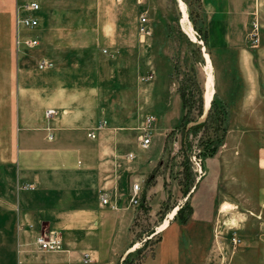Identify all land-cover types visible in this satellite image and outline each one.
<instances>
[{
  "label": "crops",
  "instance_id": "obj_1",
  "mask_svg": "<svg viewBox=\"0 0 264 264\" xmlns=\"http://www.w3.org/2000/svg\"><path fill=\"white\" fill-rule=\"evenodd\" d=\"M16 3L0 0V238L6 241L9 264H83V253L89 255L88 264H122L138 248L139 201L151 206L154 198L166 197L165 191L157 185L142 189L148 158L139 146L138 132L132 146L118 131L122 127L106 123L96 129L100 112L94 79L86 85L69 82L55 61L35 58L29 47L15 46ZM199 3L205 14L207 50L199 120L210 111L213 94L225 113L222 126L229 130L223 149L206 156L204 173L209 179L187 192L184 220L176 214L180 205L175 206L153 227L155 242L138 264H208L215 221L229 204L225 196H216L210 178L216 175L212 162L218 157L225 170L231 164L238 170L250 166V172L247 169L235 181L251 180L252 202L264 222V0ZM179 9L180 25L191 39L192 30ZM5 14L11 17L6 41ZM248 14L258 17L255 45L244 37ZM18 34L34 38L25 28ZM40 59L51 66L39 69ZM212 63L218 65L214 88ZM49 109L53 114L46 117ZM90 131L93 138L87 135ZM135 182L138 201L132 205L129 196ZM38 233L59 236L61 249H37L33 238Z\"/></svg>",
  "mask_w": 264,
  "mask_h": 264
},
{
  "label": "rangeland",
  "instance_id": "obj_2",
  "mask_svg": "<svg viewBox=\"0 0 264 264\" xmlns=\"http://www.w3.org/2000/svg\"><path fill=\"white\" fill-rule=\"evenodd\" d=\"M16 1L18 12L28 1L39 4V10L30 13L37 25L28 29L38 44L29 47L28 53L55 61L62 66L69 82L86 85L94 79L99 88V119L105 120L107 126L122 127L118 131L133 146L142 117L154 116L149 144L143 148L148 168L142 189L157 185L166 197L162 201L151 200L152 207L139 201L135 221L138 248L122 262L138 264L155 242L153 227L171 215L175 206L180 205L178 218L187 214V192L196 182L201 180V187L209 179L204 173L209 163V142L215 151L223 149L222 142L229 130L222 126L225 113L213 94L206 122L196 125L204 119L199 120L201 115L197 111L199 94L203 96L204 53L207 54L203 45L205 14L199 0ZM179 7L192 30L191 39L180 25ZM141 15L146 19L149 35L138 32ZM254 18L258 23L256 15L246 16L247 42ZM2 20L6 41L11 17L5 14ZM6 52L5 47V55ZM215 68L218 65L214 67L212 63L213 88ZM148 74L151 77L142 81ZM222 163L225 162L220 157L212 162L216 175L210 178L216 185V196H225L229 204L225 203L227 208L215 221L208 264H264V222L252 202L253 185L251 180L243 184L235 181L247 169L250 172V166L238 170L231 164L225 170ZM232 235L238 238L234 245ZM7 249L6 241L0 238V264L10 263Z\"/></svg>",
  "mask_w": 264,
  "mask_h": 264
},
{
  "label": "built area",
  "instance_id": "obj_3",
  "mask_svg": "<svg viewBox=\"0 0 264 264\" xmlns=\"http://www.w3.org/2000/svg\"><path fill=\"white\" fill-rule=\"evenodd\" d=\"M39 9V5L35 1H28L24 5H22L20 12H18V9L15 11V17H14V27H15V38H14V43L15 46L18 47L20 45H24L26 47H32L37 44V40L34 38H29V37H21V35L18 34V30L20 28H25V29H31L37 25V19L32 16L30 13L36 12ZM255 16V14L253 15ZM258 23L257 19L254 18L250 22V27L248 31V38L251 42L252 45H255L258 42ZM138 32L142 35H149L150 30L149 27L146 23V19L144 15H141L139 18L138 22ZM105 52V50H103ZM51 66V63L47 60L40 59L37 63V67L39 69L49 67ZM150 74L144 76L141 78L142 81H147L150 78ZM53 114V110L49 109L46 110L44 115L46 117L50 116ZM154 121V116L152 114H145L142 117L141 124L138 127V141H139V146L142 148H145L148 146L149 141H150V134H151V126ZM106 126V121L101 119L96 123V129H101ZM88 137L93 138L94 133L93 131H90L87 133ZM128 158H131L132 155L129 153L127 155ZM139 191V185L137 182L131 184V194L129 196V203L130 204H137L138 198L137 194ZM101 203L106 202V197L104 195L101 196L100 198ZM231 242L232 244H236L238 242V238H236L234 235L231 237ZM33 243L35 247L39 250L43 251H58L61 249L62 242L59 236L53 235V234H43V233H38L34 236L33 238ZM81 262L83 264H88L89 263V255L87 253H83L81 257Z\"/></svg>",
  "mask_w": 264,
  "mask_h": 264
},
{
  "label": "trees",
  "instance_id": "obj_4",
  "mask_svg": "<svg viewBox=\"0 0 264 264\" xmlns=\"http://www.w3.org/2000/svg\"><path fill=\"white\" fill-rule=\"evenodd\" d=\"M204 40V39H203ZM181 105H182V107L184 108V106H185V101H184V99L183 100H181ZM197 113H198V116L201 114V96H200V94H199V106H198V111H197ZM208 114H209V112L207 113V115H206V117H205V120L204 121H202V122H200V123H197L196 125H202V124H204L205 122H206V120H207V118H208ZM184 119V118H183ZM188 121V120H187ZM215 151V147L214 146H211V143L209 142V147H208V149H207V152H206V154L207 155H209V154H212L213 152ZM179 212V210H177V213ZM182 220H184V218H181ZM128 256V255H127ZM126 256V257H127ZM126 257H125V259H126ZM124 259V260H125ZM124 260H123V262H124Z\"/></svg>",
  "mask_w": 264,
  "mask_h": 264
}]
</instances>
